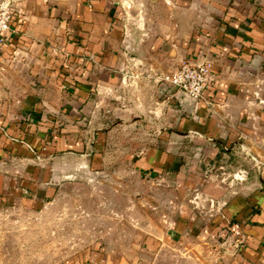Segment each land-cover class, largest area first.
<instances>
[{
	"label": "crops",
	"instance_id": "0c3cea01",
	"mask_svg": "<svg viewBox=\"0 0 264 264\" xmlns=\"http://www.w3.org/2000/svg\"><path fill=\"white\" fill-rule=\"evenodd\" d=\"M184 61L210 64L195 108L159 81ZM161 100L170 102L163 128H193L195 118L207 155L219 153L208 141L218 139L250 164L240 175L203 176L209 202L200 218H187L185 234L207 242L216 231V264H264V128H239L246 117H264V6L253 0L20 2L0 42V158L12 165L0 173V199L44 196L80 162L93 164L90 152L60 148L68 131L79 147L80 128H93L90 144L105 150V131L117 122L156 127ZM175 134L167 133L168 146ZM146 150L143 169L176 164L170 151Z\"/></svg>",
	"mask_w": 264,
	"mask_h": 264
},
{
	"label": "rangeland",
	"instance_id": "374dc122",
	"mask_svg": "<svg viewBox=\"0 0 264 264\" xmlns=\"http://www.w3.org/2000/svg\"><path fill=\"white\" fill-rule=\"evenodd\" d=\"M253 4L264 6V0H253ZM159 81L164 89L183 93L163 77ZM192 100L197 107L200 100ZM169 104L160 101L157 128L146 122L139 126L117 122L116 128H108L105 150L93 146L97 140L93 128H80L79 147L71 143L68 131L60 148L77 154L90 152L94 163L87 167L80 162L76 174L50 183L52 189L44 196L38 192L30 200L0 199V264H216V231L210 232L206 242L199 233L185 234L183 227L191 215H203L209 202L201 193L204 175L217 177L232 170L240 175L250 164L244 159L247 154L231 153L218 139L208 141L221 147L219 153L207 155L195 118L190 117L196 123L193 128H163ZM239 128H264V117H246ZM172 130L177 134L168 146L167 133ZM152 144L161 152L170 151L176 164L143 169L138 159ZM53 147L39 152L57 151ZM11 167L0 158V173ZM173 224L180 228L168 243L165 238ZM148 238L156 243H149Z\"/></svg>",
	"mask_w": 264,
	"mask_h": 264
},
{
	"label": "built area",
	"instance_id": "2783aa9c",
	"mask_svg": "<svg viewBox=\"0 0 264 264\" xmlns=\"http://www.w3.org/2000/svg\"><path fill=\"white\" fill-rule=\"evenodd\" d=\"M22 1L24 0H0V42L2 41V33L9 29L13 11ZM209 69L210 64L208 62L195 65L184 61L175 71L163 76V80L173 88L181 90L188 97L201 100ZM233 231L238 234L237 229H233Z\"/></svg>",
	"mask_w": 264,
	"mask_h": 264
}]
</instances>
